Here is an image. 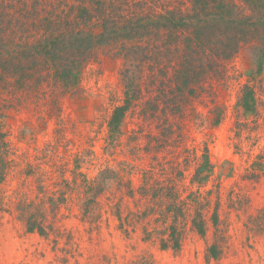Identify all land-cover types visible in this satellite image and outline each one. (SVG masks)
<instances>
[{
	"label": "rangeland",
	"instance_id": "1",
	"mask_svg": "<svg viewBox=\"0 0 264 264\" xmlns=\"http://www.w3.org/2000/svg\"><path fill=\"white\" fill-rule=\"evenodd\" d=\"M216 1L0 0V264H264L254 41L226 58L219 43L200 50L188 25H154L169 10H252ZM81 5L89 16L73 20ZM71 14L94 33L113 16L145 33L96 48L76 84L46 64L40 79L23 75L26 47L38 53L50 23ZM124 73L140 95L113 136ZM246 86L254 112L239 102Z\"/></svg>",
	"mask_w": 264,
	"mask_h": 264
},
{
	"label": "trees",
	"instance_id": "2",
	"mask_svg": "<svg viewBox=\"0 0 264 264\" xmlns=\"http://www.w3.org/2000/svg\"><path fill=\"white\" fill-rule=\"evenodd\" d=\"M244 1H247L248 5H252V10L250 9L251 11L247 14L245 11L239 10L234 13L233 7L230 5L218 3L215 8H212L214 10L209 8L211 13L205 14V9H202L194 12V15L192 13L179 18H176L174 12L169 10L165 14L156 16L154 25L157 27L174 25L177 29H183L184 26L188 25L187 30H192L200 50L205 49L206 43H219L225 51L224 56L226 58L231 57L239 49L242 42L254 41L251 56L255 72L261 74L264 71V0ZM78 8L82 13L75 14L74 19L71 14V19H67L68 15L66 18L60 16L57 22L50 23L53 25L52 32L46 35L38 53L36 50L30 49L33 45L28 43L25 45H30L26 48L32 52L24 60V63L30 66V71L24 72L23 75H29L30 79L33 77L40 79L42 72L39 71V67L46 64L50 67L48 74L53 75L55 80L63 81L64 86L76 84L84 64L96 48L107 45L120 37L133 39L145 33L136 28L135 24L117 22L114 16L101 18L102 25L100 26L102 28L97 33L71 27L72 19L81 18L84 13L89 16L90 10L87 7L81 5ZM188 19L191 22L188 23ZM214 38L215 40H213ZM128 71L130 72L129 69ZM0 76H2V72ZM123 84V102L114 108L108 124L113 136L121 131L125 114L140 95L138 76L129 73L125 75L124 73ZM239 102L245 111H255L256 100L253 96L252 87H245V93L240 97ZM31 229L35 228L31 227Z\"/></svg>",
	"mask_w": 264,
	"mask_h": 264
}]
</instances>
